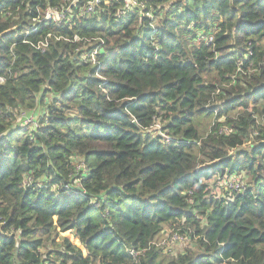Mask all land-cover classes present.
Segmentation results:
<instances>
[{
    "label": "trees",
    "instance_id": "1",
    "mask_svg": "<svg viewBox=\"0 0 264 264\" xmlns=\"http://www.w3.org/2000/svg\"><path fill=\"white\" fill-rule=\"evenodd\" d=\"M73 1L0 0V264H264V0Z\"/></svg>",
    "mask_w": 264,
    "mask_h": 264
},
{
    "label": "built area",
    "instance_id": "2",
    "mask_svg": "<svg viewBox=\"0 0 264 264\" xmlns=\"http://www.w3.org/2000/svg\"><path fill=\"white\" fill-rule=\"evenodd\" d=\"M100 2H101V0H87V2L82 7L81 12H84V14H86V15H91V14L96 13L97 12V6L100 4ZM129 2H131V1L129 0ZM75 4H76V0H74L73 4L69 7L49 6L45 9L43 17L45 19L52 20L54 22L65 21L70 16L69 13L73 12L72 7ZM133 4L135 6L139 5L136 2H133ZM91 58L94 62L96 61L95 54H93ZM3 80H4L3 78H0V82H2ZM26 120H27V123H29V124H36L35 120L32 116L31 117L27 116ZM82 167L83 166H81L80 164L77 165V169H80ZM228 185L231 188H236V189L241 188L242 180H241L240 175L239 174L235 175V176L232 175L231 180L229 181ZM177 234H179V236ZM183 238H184V236L180 233V231H178L173 235L172 240L183 241Z\"/></svg>",
    "mask_w": 264,
    "mask_h": 264
},
{
    "label": "rangeland",
    "instance_id": "3",
    "mask_svg": "<svg viewBox=\"0 0 264 264\" xmlns=\"http://www.w3.org/2000/svg\"><path fill=\"white\" fill-rule=\"evenodd\" d=\"M36 121V119H34ZM27 123V120L26 122ZM29 124V123H27ZM163 135L165 136V134L163 133ZM244 174V173H243ZM241 177V176H240ZM242 178V177H241ZM231 179L226 178L225 181L222 183L223 185H228L229 181ZM78 185V182H77ZM178 232V230L174 227H170V226H166L165 229L157 236L156 238V242L160 243L162 246H165V252H177L179 250H181L183 247L184 242L180 241V240H172L173 235ZM61 235H65V236H69L70 238H73L71 233L69 231L66 232H61ZM179 236V234H177Z\"/></svg>",
    "mask_w": 264,
    "mask_h": 264
}]
</instances>
